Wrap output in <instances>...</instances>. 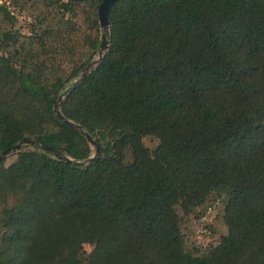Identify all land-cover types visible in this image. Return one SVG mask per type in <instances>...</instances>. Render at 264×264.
<instances>
[{"label": "trees", "instance_id": "trees-1", "mask_svg": "<svg viewBox=\"0 0 264 264\" xmlns=\"http://www.w3.org/2000/svg\"><path fill=\"white\" fill-rule=\"evenodd\" d=\"M102 2L0 0V152L93 155L55 106L98 58ZM109 19L61 107L102 154L0 164V264H264V0H119ZM216 198L226 232L189 246Z\"/></svg>", "mask_w": 264, "mask_h": 264}, {"label": "water", "instance_id": "water-1", "mask_svg": "<svg viewBox=\"0 0 264 264\" xmlns=\"http://www.w3.org/2000/svg\"><path fill=\"white\" fill-rule=\"evenodd\" d=\"M119 0H103L99 7V16H100V24L102 28V35H101V44L98 52V58L94 59L90 63H88L84 69L82 70V74L80 78L73 83L71 87H69L60 97L58 100V103L55 106V111L59 119L63 120L65 123L68 125L78 128L89 140L90 145L94 149V153L91 157L85 159V160H75L71 158L70 156L64 154L62 151L38 142L37 140L34 139H24L19 141L18 143L7 147L4 149L2 152H0V164L6 161V159L14 154L15 152L19 151L22 147L27 146V145H34L40 147L43 151L46 152H51L54 154L55 157L61 160H66L67 162L76 164L78 166H82L87 163H93L99 160L101 154H102V149L100 144L90 135L89 132H87L80 124L75 123L74 121L66 118L61 110L62 104H63V99L64 95L67 94L69 91L73 90L82 80H84L87 77L88 72L92 67L97 65L101 59L104 56V53L106 52L109 44V36L111 33V24H110V19H109V12L111 7Z\"/></svg>", "mask_w": 264, "mask_h": 264}, {"label": "rangeland", "instance_id": "rangeland-1", "mask_svg": "<svg viewBox=\"0 0 264 264\" xmlns=\"http://www.w3.org/2000/svg\"><path fill=\"white\" fill-rule=\"evenodd\" d=\"M6 1V0H3ZM14 10V8H13ZM17 17L19 18V25L22 26L24 31H27L28 22L32 21L30 14L25 12H19L15 10ZM144 143L149 148H155L159 140L153 136L144 137ZM17 158V155H11L7 158V162L10 163ZM214 206L212 213L208 217V221L204 223L201 219L202 214L206 211L207 205ZM224 209V198H216L213 201L208 202L203 207L199 208V216L194 217L191 224L185 228V236L189 246H197L201 249H206L209 246L215 245L220 240V235L225 233L227 228L224 224H219L216 220L217 215L223 212ZM206 229V231H205ZM86 249L90 251L92 246L87 244Z\"/></svg>", "mask_w": 264, "mask_h": 264}, {"label": "built area", "instance_id": "built-area-1", "mask_svg": "<svg viewBox=\"0 0 264 264\" xmlns=\"http://www.w3.org/2000/svg\"><path fill=\"white\" fill-rule=\"evenodd\" d=\"M212 208H209L208 211L204 214V216L201 218L204 223L208 221L209 215L212 213ZM206 231V229H205Z\"/></svg>", "mask_w": 264, "mask_h": 264}]
</instances>
